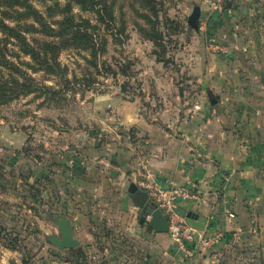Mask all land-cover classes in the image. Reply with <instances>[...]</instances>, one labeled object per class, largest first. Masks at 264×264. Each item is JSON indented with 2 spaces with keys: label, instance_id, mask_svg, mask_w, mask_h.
Here are the masks:
<instances>
[{
  "label": "rangeland",
  "instance_id": "rangeland-1",
  "mask_svg": "<svg viewBox=\"0 0 264 264\" xmlns=\"http://www.w3.org/2000/svg\"><path fill=\"white\" fill-rule=\"evenodd\" d=\"M107 1L118 17V28L125 29V36L115 39L105 30L101 34L107 47L100 61L109 72L96 75L90 69L91 75H83L88 68L83 59L87 54L63 51L60 62L70 75L95 80L91 89L74 86L75 92L68 91L64 100H48L50 94L45 98L36 92L0 103V264H125L139 260L133 252L134 240L122 231L115 232L103 211L104 197L118 196L121 191L96 177L95 169L103 166L102 175L108 176L111 167L100 163L103 155L132 151L128 168L134 183L144 181V175L156 180L151 162L159 156L138 144L149 125L168 130L158 122L168 101L171 103L169 86L175 88L180 107L183 96L193 95L187 88L199 85L197 77L183 70H194L196 65L191 46L199 50L188 37H198L207 52L228 57L230 39L237 35L245 44L253 30L264 31V0H220L217 10L211 8L213 0ZM74 13L80 14L77 8ZM80 15L92 18L91 14ZM235 20L238 29L233 27ZM245 21L248 30L241 31ZM216 42L228 52H212L209 45ZM9 60L25 69L17 58ZM3 74L17 76L12 70H3ZM28 74L39 86L55 82L41 73ZM181 91L185 95L177 98ZM261 115L264 117L263 112ZM91 183L99 191L87 189ZM60 216L75 229L79 245L74 249L59 250L48 240L60 238L55 222ZM81 216L93 227L91 234L86 233ZM249 240L238 251L229 242L223 243V264H264L258 241ZM108 246L113 251L103 252Z\"/></svg>",
  "mask_w": 264,
  "mask_h": 264
},
{
  "label": "crops",
  "instance_id": "crops-1",
  "mask_svg": "<svg viewBox=\"0 0 264 264\" xmlns=\"http://www.w3.org/2000/svg\"><path fill=\"white\" fill-rule=\"evenodd\" d=\"M248 24L242 23L241 31H247ZM233 27L238 29L236 20ZM237 37L230 39L228 57L207 52L198 37H188L199 50L191 46L196 65L194 70H183L197 77L199 85L187 88L192 89L191 97L179 92L177 98L183 96L180 107L175 88L169 86L171 103L158 122L168 130L149 125L138 144L158 154L151 162L158 183L183 186L196 197L181 201L178 208L192 227L215 242L206 247L177 243L168 233H152L141 226L138 209L127 195L134 183L128 168L132 151L107 153L100 163L110 165L108 176L102 175L101 165L95 176L121 191L118 196L104 197L103 211L115 232L122 231L134 240L133 252L139 260L125 264H223L222 244L229 242L238 251L249 238L258 241L257 247L264 252V31L253 30L252 38H244L245 44ZM86 187L99 191L93 183ZM81 217L86 233L91 234L93 227ZM102 251L113 249L108 246Z\"/></svg>",
  "mask_w": 264,
  "mask_h": 264
},
{
  "label": "trees",
  "instance_id": "trees-1",
  "mask_svg": "<svg viewBox=\"0 0 264 264\" xmlns=\"http://www.w3.org/2000/svg\"><path fill=\"white\" fill-rule=\"evenodd\" d=\"M75 8L92 18L75 14ZM113 9L107 0H64L63 4L58 0H0V103L36 92L45 98L50 94L48 100H64L68 91L75 92L74 86L83 91L91 89L95 80L83 75H91L90 69L96 75L110 71L100 61L107 47V39L101 34L105 30L114 39L125 36ZM67 50L87 54L83 59L88 68L79 78L70 75L69 68L59 60ZM9 57L17 58L25 69L16 67ZM3 70H12L17 76L5 77ZM28 71L55 82L39 86Z\"/></svg>",
  "mask_w": 264,
  "mask_h": 264
},
{
  "label": "built area",
  "instance_id": "built-area-1",
  "mask_svg": "<svg viewBox=\"0 0 264 264\" xmlns=\"http://www.w3.org/2000/svg\"><path fill=\"white\" fill-rule=\"evenodd\" d=\"M212 2L211 8L217 10L220 0H213ZM209 48L216 53L228 52L227 48L220 44H211ZM143 178L144 181L137 182L135 185L138 189L145 191L148 198L166 216L168 221L167 233L174 242L196 244L200 247H206L215 242V238L210 239L204 236L203 233L197 231L184 217H180L175 211L181 201L196 198L194 195L189 193L183 186H177L173 183L162 186L156 180L148 179L147 175H144Z\"/></svg>",
  "mask_w": 264,
  "mask_h": 264
},
{
  "label": "water",
  "instance_id": "water-1",
  "mask_svg": "<svg viewBox=\"0 0 264 264\" xmlns=\"http://www.w3.org/2000/svg\"><path fill=\"white\" fill-rule=\"evenodd\" d=\"M261 111L264 114V106L261 108ZM127 195L130 197L133 206L138 209L137 220L141 226L156 234L168 232V221L166 216L148 198V194L145 191L138 189V187L132 183L127 188ZM175 211L180 217H185V212L182 209L177 208ZM186 216L189 217V214ZM55 222L60 232V238L51 236L48 238L49 242L59 250H71L76 248L79 245V241L74 238V228L70 221L64 216H60Z\"/></svg>",
  "mask_w": 264,
  "mask_h": 264
}]
</instances>
